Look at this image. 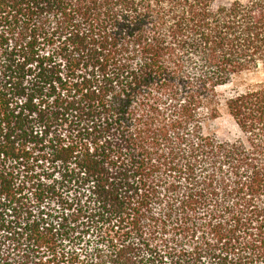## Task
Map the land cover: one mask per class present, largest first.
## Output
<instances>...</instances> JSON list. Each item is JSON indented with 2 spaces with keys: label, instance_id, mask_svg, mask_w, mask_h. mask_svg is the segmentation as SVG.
Here are the masks:
<instances>
[{
  "label": "trees",
  "instance_id": "obj_1",
  "mask_svg": "<svg viewBox=\"0 0 264 264\" xmlns=\"http://www.w3.org/2000/svg\"><path fill=\"white\" fill-rule=\"evenodd\" d=\"M0 264H264V0H0Z\"/></svg>",
  "mask_w": 264,
  "mask_h": 264
},
{
  "label": "rangeland",
  "instance_id": "obj_2",
  "mask_svg": "<svg viewBox=\"0 0 264 264\" xmlns=\"http://www.w3.org/2000/svg\"><path fill=\"white\" fill-rule=\"evenodd\" d=\"M232 1V0H230ZM263 82L260 71H244L235 75L228 84L217 89L221 102L216 118L205 122L202 131L205 135H213L222 141H233L239 137V132L228 115L224 101L238 93L258 87Z\"/></svg>",
  "mask_w": 264,
  "mask_h": 264
}]
</instances>
